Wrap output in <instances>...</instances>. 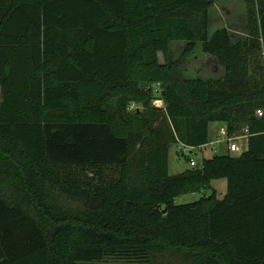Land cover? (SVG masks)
Wrapping results in <instances>:
<instances>
[{
  "label": "trees",
  "instance_id": "trees-1",
  "mask_svg": "<svg viewBox=\"0 0 264 264\" xmlns=\"http://www.w3.org/2000/svg\"><path fill=\"white\" fill-rule=\"evenodd\" d=\"M216 1L0 0V264H264V0L238 41L211 31ZM201 43L224 77L185 76ZM212 122L248 149L172 175L171 144Z\"/></svg>",
  "mask_w": 264,
  "mask_h": 264
},
{
  "label": "rangeland",
  "instance_id": "rangeland-1",
  "mask_svg": "<svg viewBox=\"0 0 264 264\" xmlns=\"http://www.w3.org/2000/svg\"><path fill=\"white\" fill-rule=\"evenodd\" d=\"M211 31L214 32L219 28H227L233 37V41L240 39H246L248 36V16L247 5L243 0H217L215 5L211 8ZM186 42H174L172 43V52L174 59H178L184 49ZM224 69L218 63V59L205 53L202 48V43L199 47L188 57L185 68V76L187 77H220L223 75ZM223 77V76H222ZM157 104L163 106L162 100H157ZM136 107V104L132 106ZM213 130L215 126L212 127ZM216 130L212 133V141H215L212 145L206 146L200 149H194L190 152H186V146L180 142L172 143L169 152V167L172 175L180 174L186 169L191 168L190 160L192 158L198 161L200 164L205 158H211L215 155H222L228 152L227 142L224 141V136L215 135ZM244 142H246L244 140ZM240 145L245 148L244 145ZM238 151L233 155H239ZM94 174V173H93ZM92 173L89 176L93 180L87 181L88 185H95L98 182L96 174ZM108 178L114 177L112 171L109 172ZM212 185L218 189L219 198H223L227 193V180L218 179L213 180ZM212 190H202L195 193H187L180 195L176 198L177 204L191 203L199 200L202 196L211 195ZM156 264H186L183 256L175 251H163L158 252L155 257ZM141 261L133 257H122V255H116L107 257L101 264H143Z\"/></svg>",
  "mask_w": 264,
  "mask_h": 264
},
{
  "label": "built area",
  "instance_id": "built-area-1",
  "mask_svg": "<svg viewBox=\"0 0 264 264\" xmlns=\"http://www.w3.org/2000/svg\"><path fill=\"white\" fill-rule=\"evenodd\" d=\"M157 100H159V99H156L154 101V104L156 106H159L160 107V105L157 104ZM257 114L259 116H263L264 115V110H259ZM221 134L224 136V141H226L228 143V148L230 150V153L233 154V153H236V152H238V151L241 150V152L239 153V155H240V154H242L244 151H246L248 149V142H246L245 144H242V145L245 146V148L240 145L241 144V141L240 140H242V139H246L247 140L248 135L246 134V130H245V133L242 134V135H238V136L237 135H235V136H228V134H227V128L224 125L221 128ZM206 146H209V144H206V145H204L202 147H199V148L191 147V146H186V152H190V151H192L194 149L204 148ZM190 164L192 166H197L198 161L196 159L192 158L190 160Z\"/></svg>",
  "mask_w": 264,
  "mask_h": 264
},
{
  "label": "crops",
  "instance_id": "crops-1",
  "mask_svg": "<svg viewBox=\"0 0 264 264\" xmlns=\"http://www.w3.org/2000/svg\"><path fill=\"white\" fill-rule=\"evenodd\" d=\"M217 30V29H216ZM223 68V67H222ZM224 69V68H223ZM224 75H225V72L223 71V77H224ZM222 76H220V77H215V76H213V77H209V78H221ZM0 99H1V89H0ZM258 115V114H257ZM259 116V115H258ZM259 117H261V116H259ZM213 126H215V129L213 130ZM224 126V124L223 123H221V122H212V123H210V126H209V135H210V142H209V146L210 145H212L215 141H219V140H215V141H212V133H214V131L216 130V134L215 135H217L218 137L219 136H222V134H221V128ZM244 140L246 141V142H248V137H247V140L246 139H242V140H240L241 141V143H243V144H245L246 142H244ZM228 145V144H227ZM227 150H228V152L227 153H230V150H229V148H228V146H227ZM226 153V154H227ZM222 155H224V154H222ZM223 179H226V178H223ZM227 180V179H226ZM213 188L214 189H216L217 190V192H218V189L216 188V187H214L213 186ZM227 191H228V182H227ZM227 194V193H226ZM225 197V196H224ZM223 197V198H224Z\"/></svg>",
  "mask_w": 264,
  "mask_h": 264
}]
</instances>
